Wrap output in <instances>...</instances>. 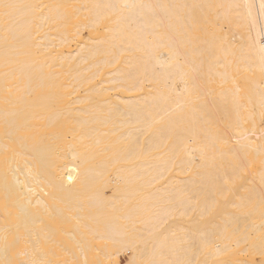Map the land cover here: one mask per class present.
I'll return each instance as SVG.
<instances>
[{"label":"bare ground","instance_id":"1","mask_svg":"<svg viewBox=\"0 0 264 264\" xmlns=\"http://www.w3.org/2000/svg\"><path fill=\"white\" fill-rule=\"evenodd\" d=\"M50 258L264 264V0H0V263Z\"/></svg>","mask_w":264,"mask_h":264},{"label":"rangeland","instance_id":"2","mask_svg":"<svg viewBox=\"0 0 264 264\" xmlns=\"http://www.w3.org/2000/svg\"><path fill=\"white\" fill-rule=\"evenodd\" d=\"M124 258H125V257L123 256V258L121 257V259H120V261H121L122 263H124V261H125ZM54 259H55V260H54ZM56 259H57V258H50L49 260H50V261H53V262L51 263V262H45L46 260L48 261V258H47V259L45 258V259H44L45 261L43 260V261H44L43 264H44V263H46V264H47V263H48V264H49V263H51V264H53V263L56 264L57 260H59V259H57V260H56ZM1 261H2V260H1ZM41 262H42V261H41ZM41 262H39L38 264H42ZM90 262H94V261H89V263H90ZM1 263H2V262H1ZM1 263H0V264H1ZM15 263H16V261L14 262V260H13V261H12V264H15ZM60 264H61V263H60Z\"/></svg>","mask_w":264,"mask_h":264}]
</instances>
